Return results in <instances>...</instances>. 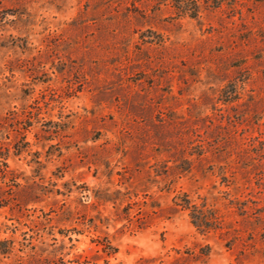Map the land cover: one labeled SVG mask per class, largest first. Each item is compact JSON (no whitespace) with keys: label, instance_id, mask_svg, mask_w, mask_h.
Masks as SVG:
<instances>
[{"label":"rangeland","instance_id":"obj_1","mask_svg":"<svg viewBox=\"0 0 264 264\" xmlns=\"http://www.w3.org/2000/svg\"><path fill=\"white\" fill-rule=\"evenodd\" d=\"M260 211L264 0H0V264H264Z\"/></svg>","mask_w":264,"mask_h":264},{"label":"trees","instance_id":"obj_2","mask_svg":"<svg viewBox=\"0 0 264 264\" xmlns=\"http://www.w3.org/2000/svg\"><path fill=\"white\" fill-rule=\"evenodd\" d=\"M196 14V13H194ZM177 205H182L185 208L190 210V214L192 216L194 224L200 229L214 228V225L210 222L214 220V215H209L207 212L200 215V211L198 210V206L193 204L189 198L182 199V202L176 201ZM257 218L261 220L264 224V213L260 211ZM9 240H0V250L2 253H8L11 251V247L9 246Z\"/></svg>","mask_w":264,"mask_h":264}]
</instances>
